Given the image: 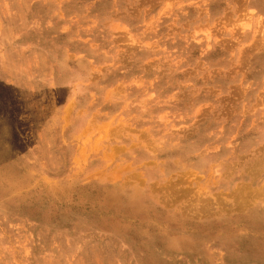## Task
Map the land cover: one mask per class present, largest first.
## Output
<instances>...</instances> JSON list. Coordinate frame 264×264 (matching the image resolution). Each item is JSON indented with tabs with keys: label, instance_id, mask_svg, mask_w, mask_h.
Instances as JSON below:
<instances>
[{
	"label": "rangeland",
	"instance_id": "obj_1",
	"mask_svg": "<svg viewBox=\"0 0 264 264\" xmlns=\"http://www.w3.org/2000/svg\"><path fill=\"white\" fill-rule=\"evenodd\" d=\"M0 264H264V0H0Z\"/></svg>",
	"mask_w": 264,
	"mask_h": 264
}]
</instances>
